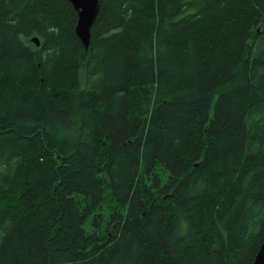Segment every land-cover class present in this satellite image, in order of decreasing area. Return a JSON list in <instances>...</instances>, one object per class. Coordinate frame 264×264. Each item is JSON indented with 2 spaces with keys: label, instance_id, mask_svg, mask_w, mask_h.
Here are the masks:
<instances>
[{
  "label": "trees",
  "instance_id": "16d2710c",
  "mask_svg": "<svg viewBox=\"0 0 264 264\" xmlns=\"http://www.w3.org/2000/svg\"><path fill=\"white\" fill-rule=\"evenodd\" d=\"M76 21L0 0V264H251L264 0H102L87 49Z\"/></svg>",
  "mask_w": 264,
  "mask_h": 264
},
{
  "label": "water",
  "instance_id": "95a60500",
  "mask_svg": "<svg viewBox=\"0 0 264 264\" xmlns=\"http://www.w3.org/2000/svg\"><path fill=\"white\" fill-rule=\"evenodd\" d=\"M76 12L77 21L74 34L87 49L90 40V29L92 28L100 10L102 0H66ZM35 46H39L37 37L31 39ZM251 264H264V241L262 242L254 260Z\"/></svg>",
  "mask_w": 264,
  "mask_h": 264
}]
</instances>
